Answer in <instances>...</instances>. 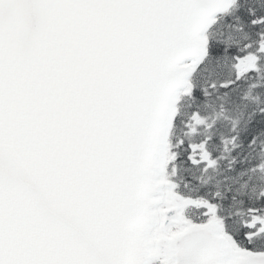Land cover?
<instances>
[{
    "label": "snow or ice",
    "instance_id": "obj_1",
    "mask_svg": "<svg viewBox=\"0 0 264 264\" xmlns=\"http://www.w3.org/2000/svg\"><path fill=\"white\" fill-rule=\"evenodd\" d=\"M0 264H264V0H0Z\"/></svg>",
    "mask_w": 264,
    "mask_h": 264
}]
</instances>
